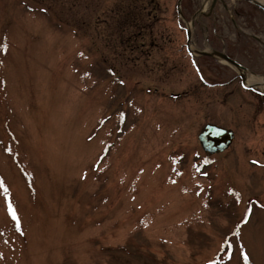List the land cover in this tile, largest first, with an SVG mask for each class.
<instances>
[{
  "label": "rangeland",
  "instance_id": "1",
  "mask_svg": "<svg viewBox=\"0 0 264 264\" xmlns=\"http://www.w3.org/2000/svg\"><path fill=\"white\" fill-rule=\"evenodd\" d=\"M213 2L0 0V264H264V95L200 54L264 80V10Z\"/></svg>",
  "mask_w": 264,
  "mask_h": 264
},
{
  "label": "water",
  "instance_id": "2",
  "mask_svg": "<svg viewBox=\"0 0 264 264\" xmlns=\"http://www.w3.org/2000/svg\"><path fill=\"white\" fill-rule=\"evenodd\" d=\"M251 2H255L259 6H261L264 9V5L261 3L256 2V0H248ZM202 55H210V56H216L224 61L226 63H230L240 69H244L240 64H237L235 60L230 58L227 54L214 51L212 53L209 52H201ZM234 139V132L229 129H225L216 125L209 124L207 125L202 132L200 133L199 140L204 148L205 151H208L209 153H220L225 151L226 149L231 146V143Z\"/></svg>",
  "mask_w": 264,
  "mask_h": 264
},
{
  "label": "flooded vegetation",
  "instance_id": "3",
  "mask_svg": "<svg viewBox=\"0 0 264 264\" xmlns=\"http://www.w3.org/2000/svg\"><path fill=\"white\" fill-rule=\"evenodd\" d=\"M235 80H237V83L235 85V88H233L232 90H230V94H228V99H230L231 103L233 102L231 105H232V107L234 109V111L232 112V114H230L231 115L230 119L233 120V122H235V123L238 124L241 120L244 119V116L239 115L240 112L237 111L236 108L238 106H242L243 107L244 104H239L238 105L234 101H235V99H237V101L238 100H241L242 102H247L248 99H249L248 98L249 96L247 94L251 90L250 89H245L243 87L242 78H241V75L239 74V72L232 79H230L228 83L226 82V83L218 84L217 87L229 86L230 83L232 81H235ZM245 82H246V78H245ZM235 93H237L238 95H236ZM235 96H238V98H235ZM259 101L260 100H258L256 107L259 105ZM233 127H239V125H237V126L233 125ZM233 130L235 132V139H234V142H235V140H237V138H239L238 136H239L240 132L238 130L236 131V129H233Z\"/></svg>",
  "mask_w": 264,
  "mask_h": 264
},
{
  "label": "bare ground",
  "instance_id": "4",
  "mask_svg": "<svg viewBox=\"0 0 264 264\" xmlns=\"http://www.w3.org/2000/svg\"><path fill=\"white\" fill-rule=\"evenodd\" d=\"M257 2L264 4V0H257ZM247 83L249 85H253L261 88L262 92L264 93V80L262 78L251 77L247 80Z\"/></svg>",
  "mask_w": 264,
  "mask_h": 264
}]
</instances>
